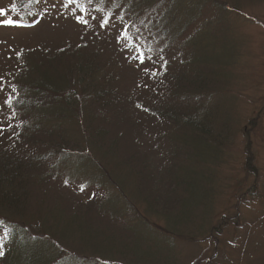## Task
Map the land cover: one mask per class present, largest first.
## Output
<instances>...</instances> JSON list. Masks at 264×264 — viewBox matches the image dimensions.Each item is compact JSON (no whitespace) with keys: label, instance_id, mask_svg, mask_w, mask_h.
<instances>
[{"label":"rangeland","instance_id":"rangeland-1","mask_svg":"<svg viewBox=\"0 0 264 264\" xmlns=\"http://www.w3.org/2000/svg\"><path fill=\"white\" fill-rule=\"evenodd\" d=\"M19 2L0 0L6 12L0 16V151L27 157L49 147L54 155L51 139L59 132L49 114L57 109L65 114L57 119L63 118L74 146L62 151L94 157L98 163L90 167L92 173L101 181L115 180L127 210L115 222L86 210L89 200L75 189L86 172L68 182L73 175L59 167L58 174L49 168L46 177L26 169L19 175L27 182L18 190L22 207L15 214L0 204V220L30 225V235L44 241L42 234L58 237L56 213L65 222L78 214L94 233L109 238L83 230L99 241L92 247L73 235L74 244L66 242L73 246H64L77 254L67 255L64 264H93L87 260L97 256L93 250H103L104 241L119 245L123 251L118 252L130 260L124 250L133 238L148 246L153 240L151 251L162 253L161 264H264V0H83V11L77 0H35L28 11L17 7ZM6 19L26 24L2 23ZM104 20L108 23L101 27ZM146 39L154 50L138 59ZM57 48L66 49L60 57L71 65L92 64L81 76L69 73V66L60 67L62 60L54 57ZM183 58L204 89L186 86L193 74L181 64ZM27 62L31 65L20 73ZM35 65L45 72L43 82L61 88L57 96L37 99L40 94H34L38 105L50 106L43 132L31 118L20 117L22 107L13 106L23 72ZM67 82L71 92L64 94ZM189 122L201 125L212 149L185 143L193 136ZM88 129L100 135L94 144ZM187 170L196 174L192 188L198 182L209 186L206 199L185 189L191 178ZM182 219L187 229L174 226ZM128 223L130 233L124 230ZM103 259L123 262L105 264H138Z\"/></svg>","mask_w":264,"mask_h":264},{"label":"trees","instance_id":"trees-1","mask_svg":"<svg viewBox=\"0 0 264 264\" xmlns=\"http://www.w3.org/2000/svg\"><path fill=\"white\" fill-rule=\"evenodd\" d=\"M92 1H105V0H92ZM116 2H120L122 0H115ZM35 0H20L17 7H23L25 11H28L27 4H33ZM77 3L80 4V10L83 11L84 9V2L83 0H77ZM16 7V8H17ZM32 7V6H30ZM115 8V7H114ZM135 11L139 10V7L133 8ZM111 13V12H110ZM112 14V13H111ZM27 15V14H26ZM136 16V15H132ZM29 17V15H28ZM15 23H19L21 25H25L26 23L24 21H15ZM129 26L131 24H128ZM164 37H168L167 32H163L162 34ZM134 45L138 47V42L135 41ZM145 46V47H144ZM59 48L56 49V55L54 57L60 58L62 61L60 63V67L63 65H66L68 67L69 73H75L76 76H81L82 72L85 69H88L91 66V61H85L84 63L77 64L78 61L74 62L73 65H71V60H67L66 58L60 57V54L64 55L66 49H61L58 51ZM142 49V50H141ZM140 49V53L138 55V59L145 60L152 51L154 50L151 47V44L144 40L143 46ZM70 50V49H68ZM200 61V60H199ZM181 64L185 67V70L191 71L188 68L190 67V61L187 58H183ZM197 64L194 62V65ZM206 64V63H205ZM28 65H31L27 62V64L20 65V73L22 69H25ZM97 66H100L98 63H96ZM76 66L79 68V72L76 70ZM163 66V65H162ZM32 71H29L30 68L25 70L23 72L24 78L22 80L23 83L21 85H18V88L15 92V103H13V106L20 110L19 108H23L24 114H19L21 118L24 119V115L31 118L32 121H34V125L41 126V131H45L44 126L42 125L43 115H45L46 111L50 109V106L48 105H38L36 103L34 94H40L38 95L37 99L39 97H42L44 94L47 93H56L54 96L58 95V91L61 90L59 86H56V88H51L50 83L47 79V82H43L41 78L46 79L47 77L44 75L45 72L40 69L41 67L38 65L31 66ZM203 71V69H201ZM39 72V73H38ZM193 74V78L190 79V83L186 86L194 85L196 89L199 87V89H204L205 85H202L200 81L196 78V75L194 74L195 71H191ZM19 74V73H18ZM33 75L34 78L30 79ZM163 77H166L165 75L161 74ZM20 76V75H19ZM181 79H179L180 81ZM178 81V82H179ZM27 82V83H26ZM79 83V81H78ZM197 83V86H196ZM68 87L63 88L65 89V93H70V85L71 82H67ZM66 84V85H67ZM63 85V84H62ZM63 85V86H66ZM54 89V90H53ZM24 93H27L29 95H25ZM73 94V93H72ZM21 95H24V99L21 102H17V100L20 98ZM52 99V98H51ZM53 100V99H52ZM56 100V99H55ZM21 104V105H20ZM164 109H162L163 111ZM181 111V110H180ZM63 116L65 117V114L61 113L59 110L56 109V113L52 112L49 114V117L53 118L52 120L56 119V131H58V135L53 137L51 139L52 141H56V150L54 151V155L51 154V150L48 147V151L41 150V152H37L36 154L29 155L27 157H13L9 156L5 153V149L0 151V204L7 207L12 213L17 214V211L22 207L19 197L18 190L23 189L25 184L27 183L25 180H21L20 174L23 170H29L34 171L37 175L36 171H39L40 176L46 177L50 171H54L56 168L59 167V169L63 170L66 175H73L72 177L68 178L67 181L70 182L72 178L75 176H82L83 172H86V175L83 180H81L79 185L75 188L78 191L79 197L83 200H89L90 205H87L86 207L89 211H95L98 213V216H102V214L109 215V218L112 220L114 219V222L116 219L121 220L117 218V214L119 212L123 213L127 210L126 205L122 202L120 203L121 197L123 199V196L117 191L118 186L114 182L112 178L108 179L107 182L99 180L96 175L92 173V169L90 167H94V164L97 165L98 161L89 155L90 158L86 157L85 155H81L78 151H75L74 153L70 152H64L62 149H66L67 151H74L72 148L71 140L68 136H70L67 131L63 128L64 122L63 118L57 119V116ZM28 121V119H25ZM61 120V121H59ZM190 127L193 130V136L190 139H187L185 143L189 145L193 149H203L204 150H210L212 149L210 145V141L206 139L205 134L201 135L203 130L201 129L200 124H194L193 122H189ZM30 126V124L27 126V128ZM60 129V131L58 130ZM205 131V130H204ZM54 132V131H51ZM88 132V139L91 143H95V139L98 140L100 136L97 132H93L90 129L87 130ZM47 134H50L48 131ZM52 135V134H50ZM16 138L22 142L24 140H21L16 135ZM23 139V137H22ZM58 141V142H57ZM36 140H32V145L36 144ZM43 142V141H42ZM98 142V141H97ZM25 143V142H24ZM44 143V142H43ZM28 144V142L26 143ZM25 144V145H26ZM45 144H51L53 143H45ZM88 144V143H87ZM186 145V146H187ZM62 147L59 149V147ZM185 146V144L183 145ZM74 147V146H73ZM39 149H43L41 145L38 146ZM80 148V144H76V150ZM209 151H206V153ZM70 154V155H69ZM74 155V156H73ZM94 158V159H93ZM92 159V160H91ZM77 161H81L82 163L86 162V167L83 169V164L78 163ZM65 165H69L68 168H70V171L65 169ZM97 168L100 167L97 166ZM192 171V170H191ZM190 170H187V174L191 175ZM54 173V172H53ZM56 174H58L56 169ZM196 174H192L191 178L188 179L186 183H184L185 189L188 191L189 194L191 193H200L202 195L201 199H206L205 194L209 192L210 188L208 185L203 182L205 185L204 187H201L198 184L192 188V184L194 183ZM27 177V176H26ZM92 179H95V181H100V183H94L92 182ZM64 180V179H63ZM97 185L96 187H91L92 185ZM183 185V183H182ZM189 186L191 187L189 189ZM182 187V186H180ZM199 195V194H197ZM79 198V199H80ZM209 198V197H208ZM204 201V200H203ZM79 205L80 208H84L85 202L81 201ZM181 204V203H180ZM174 206L175 212L180 210V206ZM85 211V214L86 213ZM83 211V210H82ZM177 213V212H176ZM84 214V215H85ZM78 214L73 216V218H69L68 222H65L63 220V217L60 213H56V234H58V237L53 236L50 237L47 235L42 234L43 240H38L36 238H33L30 233V225L25 224L24 226H20L17 223L13 221H8L6 219L0 220V264H64L68 262V256L71 255L75 257L76 250L74 249L72 252L70 251L66 245L72 247L73 245H69L67 243H73V239H75V236L78 238L81 237V240L89 241V244H91L92 247H96L95 243H98L99 241L93 237L92 235L85 234L82 231L90 229L88 228L87 224L83 221V217H76ZM174 215V214H173ZM138 220L131 219L130 222H135ZM186 220L183 221L180 220H174V226L182 225L187 229L188 225H186ZM132 224H127L124 228L125 232H129V229L131 228ZM40 228V227H39ZM54 228V229H55ZM152 229V228H151ZM91 230V229H90ZM93 234L99 236L98 234L94 233L93 230H91ZM153 231V229H152ZM130 233V232H129ZM154 233V231H153ZM31 234V235H30ZM124 235H127L124 233ZM38 238V236H35ZM100 237V236H99ZM104 240H108L109 238L100 237ZM133 238V237H129ZM67 242V243H66ZM104 244L103 250L100 251H94L97 256H91V260H87L89 263L93 264H105L109 262H115V263H123L115 261L114 259L106 260L103 259L104 256L111 257L122 260L126 263L128 262H138V264H161V252H158L157 255H153L151 249L153 248V240L148 245L138 243L137 238H133V243L127 246V248L124 250V252H129V255H131L133 258L128 260L127 257L118 252L121 249H119V245L117 244H109L107 242H102ZM66 244V245H65ZM74 244V243H73ZM65 245V246H64ZM119 247V248H118ZM84 248V246H83ZM85 249H90L89 246H87ZM92 251V250H91ZM123 251V250H121ZM120 256V257H119ZM122 257V258H121ZM94 258V259H93ZM160 258V259H159ZM82 261H84V258H81ZM79 262V261H78ZM154 262V263H153ZM125 264V263H124Z\"/></svg>","mask_w":264,"mask_h":264},{"label":"snow or ice","instance_id":"snow-or-ice-1","mask_svg":"<svg viewBox=\"0 0 264 264\" xmlns=\"http://www.w3.org/2000/svg\"><path fill=\"white\" fill-rule=\"evenodd\" d=\"M75 2H76V0H67V3H68V4H72V3H75ZM65 6H67V5H65ZM5 14H6L5 10H4V9H0V16H3V15H5ZM77 20H78V22H82V23L87 24V21L84 20L82 16H77ZM2 23L7 24V25H11V24H14L15 21H13V20H11V19H6V20L2 21ZM107 23H108V21H107V20H104V21L100 24V26H101V27H104ZM124 39H127V37L125 36ZM8 102H9V101H7V100L5 101V103H8Z\"/></svg>","mask_w":264,"mask_h":264}]
</instances>
